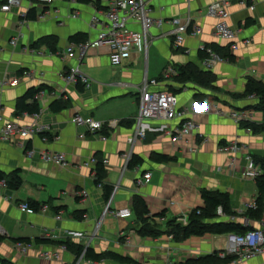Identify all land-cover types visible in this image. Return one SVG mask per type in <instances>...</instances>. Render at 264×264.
I'll return each mask as SVG.
<instances>
[{"label": "crops", "instance_id": "crops-1", "mask_svg": "<svg viewBox=\"0 0 264 264\" xmlns=\"http://www.w3.org/2000/svg\"><path fill=\"white\" fill-rule=\"evenodd\" d=\"M212 1L149 0L154 18L189 17L200 34L186 36L177 47L166 35L168 25L153 28L148 34L146 53L133 50L130 58L117 67L110 65L106 46L88 50L81 59L66 56L70 45L80 43L70 42L73 35H82L85 41L97 38L99 27L92 28L90 19L105 9L106 0H53L50 7L20 0V7L8 13L0 11V118L3 123L22 127L47 126L46 131L27 138L15 135L9 141L0 140V171L10 174L18 170L22 180L18 190H0V259L13 264H122L107 259L79 260L74 248L77 245L97 254L113 252L138 264H182L214 253L223 259L220 255L228 246L227 235L204 234L175 242L166 232L170 221L181 223L184 217L188 222L192 211L204 206L203 191L227 195V216L233 218L228 222L244 227L247 221L250 228L258 227L261 214L247 209L260 196L257 180H245L242 172L246 155L255 159L259 167V161L264 159V110L252 108L257 101L243 93L249 80L264 85V0L231 3L228 24L237 32L232 42L213 34L215 19L206 14ZM31 9L35 11L34 19L21 18ZM75 12L78 16L73 18ZM132 28L140 30L137 25ZM46 37L55 38L53 51L45 43L32 46ZM12 39L17 40L14 46L10 45ZM232 44L236 46L234 50L230 49ZM211 45L220 49L228 46L229 57L206 69L202 47L212 50ZM187 65L208 73L213 79L210 86L204 84V76L179 80V68ZM71 67L88 78V88L79 82L64 83L63 74ZM167 67L173 72L162 81ZM144 78L158 82L152 90L177 95L179 109L186 112L183 118L167 122H145L144 138L134 140L133 118ZM40 86L43 89L26 102L34 103L37 112H16L17 101ZM53 103L62 109L51 111ZM232 111L249 112L251 123H235L230 117ZM75 114L117 124L109 130L90 132L71 123ZM187 120L197 129L172 141L170 132ZM243 125L252 132H246ZM230 141L237 142L242 150L232 157L216 151L218 144ZM28 151L35 153L30 159ZM43 152L63 153L69 165L62 168L45 164L38 158ZM156 154L168 160L155 161L152 157ZM91 158L105 168L101 181L112 189L108 199L104 198L102 186L94 183L96 163L88 164ZM132 158L139 165L129 167ZM146 173L150 179L137 188L136 179ZM134 196L145 202L148 214L143 219L140 209L132 204ZM30 202L38 207L47 205L48 211L27 214L19 210L21 203ZM120 209H129L131 216L115 217ZM144 224L160 231V235L153 239L142 237L138 231ZM69 233H79L81 237H68ZM20 239L31 244L24 254L13 246V240ZM37 239L50 243H36ZM62 243L74 247L60 251L58 259L39 258L43 250L58 251ZM262 261L263 257H256L236 264Z\"/></svg>", "mask_w": 264, "mask_h": 264}, {"label": "built area", "instance_id": "built-area-1", "mask_svg": "<svg viewBox=\"0 0 264 264\" xmlns=\"http://www.w3.org/2000/svg\"><path fill=\"white\" fill-rule=\"evenodd\" d=\"M33 3L42 5L44 7H50L53 0H30ZM234 0H213L207 6L206 14L209 17L215 19V25L213 28V34L219 39L226 42H232L236 38L237 32L231 28L228 24L229 12L228 8ZM20 0H4L0 5V11L8 13L14 8L20 7ZM250 10H253V6H249ZM25 14L21 15V18H25ZM78 13L72 14L73 18H76ZM43 18V16L39 17ZM103 19V20H100ZM139 26L140 30L136 31L132 27ZM165 25L169 26V31L166 35L172 39V43L179 47L182 45L184 38L188 35L197 36L200 34V29L197 25L191 23L190 18L180 19L179 17H172L169 19L154 18L149 5V0H106V7L102 11L94 14L90 19V26L95 28L98 26V35L94 41H85L78 43L77 45H70L67 50V57L73 58L76 55L81 59L85 56L88 50L106 46L109 49L108 59L111 66L117 67L122 64L123 61L130 58L131 52L136 50L138 52L146 53L148 34L151 29H162ZM17 40L12 39L10 45H16ZM246 43V40L245 42ZM236 46L232 44L230 49H235ZM206 55V59L203 60V66L206 69H210L217 63H222V58L217 53L213 52L209 47H202ZM173 72L170 67L163 70L162 77L165 81L169 78V75ZM63 81L66 85L79 82L84 88H88L90 81L84 75H82L76 67H71L67 73L63 74ZM158 82L155 80L143 79L141 87L139 89L138 96V110L136 116L133 118L134 124V140L136 138L143 139L145 132L143 125L147 121H171L176 118H183L186 110L179 109L177 95L169 91H156L152 90ZM38 97V96H37ZM35 97V99H38ZM250 99H254L258 102V98L255 95H250ZM232 120L237 123L250 124L252 117L247 111H232L230 113ZM71 123L87 128L90 132H100L103 129H112L116 126V121H110L102 123L93 120L91 117L81 116L75 114L71 118ZM0 140L9 141L15 135L20 138H27L38 133L46 131L47 126L40 125L34 128L22 127L18 124L8 122L3 123L0 118ZM197 129V126L190 120L179 125L177 129H173L171 133L172 141H177L182 137L190 135ZM246 132L251 133V128L247 127ZM242 150V146L235 141L228 143H220L216 147V151L221 154L233 156ZM35 155L33 151L27 152V157L30 159ZM126 159L129 155L124 156ZM38 158L45 164H51L57 167H66L69 165L66 156L63 153L56 152H43L38 154ZM233 159V158H231ZM246 165L242 172V177L246 180H257L262 175V168L256 165L254 159L246 155ZM233 162V160H231ZM96 159L91 158L88 164H95ZM95 174V173H94ZM150 174L146 173L136 179L135 186L141 188L144 183L148 182ZM100 187V185H97ZM0 190H7V185L4 181H0ZM83 197L86 196L85 192H81ZM21 212L27 214H34L36 212L45 213L48 211L47 205H41L37 210L32 209L28 203H21L19 206ZM261 216L257 228H251L242 235L227 234L228 246L220 257L226 258L228 256L233 257L232 260L226 264H236V262L249 261L256 257H263L262 264H264V196L261 202ZM248 210H257L258 204L256 202H250L247 205ZM196 215L200 212L196 211ZM115 217L126 219L131 216L129 209H120L114 213ZM216 218L224 219L228 222L233 221L232 217L225 215L218 207L216 209ZM183 225L187 224V219L184 217L181 219ZM244 227L248 226L247 221L243 223ZM68 237L79 238V233H69ZM14 248L19 253L24 254L27 249L31 247L30 243L15 242ZM66 246H59L58 251H47L39 253V258L44 260L58 259L60 251H65ZM83 258V254L79 257V260Z\"/></svg>", "mask_w": 264, "mask_h": 264}, {"label": "trees", "instance_id": "trees-1", "mask_svg": "<svg viewBox=\"0 0 264 264\" xmlns=\"http://www.w3.org/2000/svg\"><path fill=\"white\" fill-rule=\"evenodd\" d=\"M35 11L34 9L29 10L26 14V18L34 19ZM71 43H83L85 41V37L82 35H73L70 37ZM52 41H55L54 37H46L40 39L38 42L34 43L32 46H36L37 44H47L51 45V50H54V43ZM212 51L220 55L222 58L229 57L228 51L229 47L226 46L222 49L216 48L213 45H211ZM179 80H186V79H194L197 80L199 76H204V84H210L213 82V79L210 75H207L208 73H201L197 70H195L191 65H187L184 69L179 68ZM210 86V85H209ZM43 89L42 86L38 88V90H29L27 91L24 96H22L16 103V112L22 113H35L37 112V106L33 104H27V100L33 99L35 93L41 91ZM250 95H255L258 98L257 105L252 106V108H262L264 110V85L261 83H258L253 80H249L245 87V92L243 93L244 97H248ZM50 109L53 112H58L62 109V106L60 104L53 103L50 105ZM248 125V124H247ZM244 127H248L243 125ZM250 128V127H249ZM44 135V134H42ZM43 138L47 139V136H43ZM153 160L158 162H164L168 160V158L164 155H154L152 157ZM254 161L257 163V161L254 159ZM139 161L134 158H132L128 164L129 167H135L139 165ZM260 166L262 168L263 174L257 179V185L259 188V198L257 199L258 203V209L256 212L261 214V202L264 196V159L259 161ZM95 178L94 183L96 185L102 186V189L104 190V198L108 199L109 194L111 192V187L107 185H103L102 178L105 172L104 166L97 162L95 164ZM0 181H4L7 185V189L9 190H18L22 184V180L20 177V173L18 170L13 171L10 174H5L0 171ZM201 199L203 201L204 206L202 208H197L196 211H199L200 214L196 215L195 210L192 211L191 215L188 217V222L186 225H182L175 219L170 221L168 225L167 235L172 238L175 242H180L183 240H186L193 236H202L204 234H211V235H227V234H238L242 235L245 232H247L249 229H251L249 226L243 227L240 223H233V222H223V221H216V209L218 207L222 208V211L227 215L230 214L229 206H228V197L225 194L219 193V192H211V191H203L201 193ZM132 204L134 207L140 209V217L143 219L144 215L148 214L145 202L139 197L134 196L132 198ZM28 205L34 209H38V205L34 202L28 203ZM132 212V211H131ZM163 215V213L157 215V217ZM148 220V219H147ZM144 222V221H142ZM138 233L142 237L146 238H157L160 235V231L156 230L154 231V228L149 227L147 225H143ZM15 242H23L28 243V241L24 239L20 240H13ZM36 243H50L47 240H36ZM66 246V248H73L72 244L69 243H62ZM76 249L77 255L80 257L83 254V257L88 261L93 262H102L104 260H112L116 261L122 264H138L134 260L128 257H122L118 254H115L113 252H104L97 254L93 249L91 248H85L81 245H77L74 247ZM233 257L228 256L224 259H219L216 253L199 257L196 259H190L185 261L182 264H225L228 261L232 260ZM0 264H13L11 262H8L6 260L0 259Z\"/></svg>", "mask_w": 264, "mask_h": 264}]
</instances>
